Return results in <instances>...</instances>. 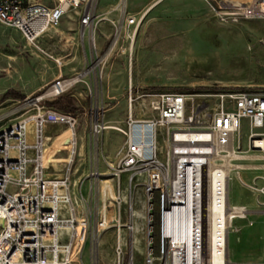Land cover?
<instances>
[{
  "label": "built area",
  "instance_id": "built-area-1",
  "mask_svg": "<svg viewBox=\"0 0 264 264\" xmlns=\"http://www.w3.org/2000/svg\"><path fill=\"white\" fill-rule=\"evenodd\" d=\"M95 3L57 0L47 6L37 0H0V25L21 34L31 52L60 70L69 55L55 56L56 45L49 44L53 38L48 32L61 24L68 10L77 17L81 49L78 70L72 68L70 75L53 80L42 94L29 96L10 113L0 115L1 121L9 114L32 112L0 128V264H85V252L87 264H203V223L192 207L204 181L213 138L234 136L247 128L251 142L264 139L260 132L264 90L190 93L133 83L132 50L124 45L134 42L141 17L128 13L121 0L113 9L117 13L111 22L113 32L101 49L96 42L100 19ZM120 53L128 56L129 65L121 128L105 118L110 97L104 90L106 65ZM77 87L83 91H76ZM54 88L59 91L48 93ZM64 95L77 103L91 101L85 107L76 105L74 112L47 105ZM27 120L34 122L32 144L26 142ZM111 129L123 137L114 162L103 151L104 134ZM59 133L72 145L71 158L63 166L44 157V139L55 140ZM80 140L88 148L86 174L75 167ZM11 148L16 150L15 158L10 156ZM124 177L129 194L137 185L142 187L145 201L140 209L131 197L127 202L123 196ZM110 204L115 215L106 222L104 212ZM104 235L110 242L103 246Z\"/></svg>",
  "mask_w": 264,
  "mask_h": 264
},
{
  "label": "rangeland",
  "instance_id": "rangeland-1",
  "mask_svg": "<svg viewBox=\"0 0 264 264\" xmlns=\"http://www.w3.org/2000/svg\"><path fill=\"white\" fill-rule=\"evenodd\" d=\"M38 1L53 6L57 0ZM247 1L250 3V0H127V10L141 17L134 42L131 46L124 45L132 50L133 83L190 93L226 89L264 90V16L219 15L229 11L242 13L237 7L245 6ZM117 4L118 0H96V16L100 19L99 46L104 44L105 36L113 31L111 22L115 20L116 12L113 9ZM73 14L68 10L66 18L57 28H64L66 21L73 20ZM70 27L73 28V25L70 24ZM71 37L74 39L71 42L75 43V37ZM63 45L64 49H69ZM71 48L65 52L69 56L63 58L60 70L52 61L34 55L21 34L0 25V115L10 113L22 105L27 97L42 94L60 71L70 75L72 67H78V70L81 55L75 46ZM127 61L128 56L120 53L114 55L106 65L104 90L110 99L106 100L109 110L105 118L110 125L120 128L126 116L123 96L128 79ZM42 86L44 88L40 89ZM75 90L79 92L83 88L77 87ZM16 93L23 98H17ZM73 101L75 106L85 107L91 100L82 99L80 103ZM25 111L6 116L0 121V128L32 113L23 116ZM54 129L49 128L51 132ZM260 132L264 133V128ZM103 142L105 155L111 161H116L117 152L123 144L122 135L108 130ZM79 145L81 155L75 167L79 168L81 174H86L89 167L87 143L80 140ZM234 147L241 156H255L256 160L232 163L250 168L233 171L229 181V202L246 210L245 218L234 219L229 229V232L234 231L228 237L229 260L232 264H264V159H261L264 152L252 148L247 128L234 135ZM62 156H65L64 152L56 155ZM216 163L222 164V161ZM100 168L104 170L101 162ZM125 180L124 177L121 181L123 196L127 202L131 197V202L140 209V203L145 201L144 193L139 190L142 187L137 185L129 194ZM83 193L86 194V187ZM155 202L156 197L153 198ZM108 242L110 237L104 235L102 245ZM108 254L110 257V252ZM84 261L88 263L87 252Z\"/></svg>",
  "mask_w": 264,
  "mask_h": 264
},
{
  "label": "bare ground",
  "instance_id": "bare-ground-1",
  "mask_svg": "<svg viewBox=\"0 0 264 264\" xmlns=\"http://www.w3.org/2000/svg\"><path fill=\"white\" fill-rule=\"evenodd\" d=\"M40 2V1H39ZM248 4V5H247ZM264 0H250L246 5L237 7L239 12H222L220 16L233 17L240 15H249V17L264 16ZM235 8V7H234ZM55 28L48 32L52 37L55 35ZM62 41L64 45H68L70 40L62 33ZM54 37V36H53ZM52 37V38H53ZM61 44V43H60ZM62 45L56 47V57L63 55ZM59 91V89H50L48 93ZM47 93V94H48ZM26 142L32 144L35 141V127L33 120L25 122ZM252 148L264 151V139L258 138L251 142ZM58 152H64L65 156L56 157ZM10 156L16 157V150L10 149ZM221 153H226L222 155ZM72 154V145L67 141L64 134H58L55 140L51 138L44 139V157L47 161L52 162L58 166H62L68 162ZM256 160L254 156L244 157L238 154L234 147V136L231 134H215L213 138V146L211 153L207 157V167L205 170L204 181H201L197 188L196 196L193 199L192 213L201 217L202 220V249L201 261L203 264H232L228 255V237L230 232L228 230L232 227L234 219L245 218L246 210L242 207L233 206L229 202L228 186L231 178V173L236 170L248 169L250 166L232 164L234 161L241 160ZM264 159V156L261 157ZM220 160L222 164L216 162ZM264 168V166H262ZM200 192V197L197 195ZM199 198V199H198ZM197 199V200H195ZM195 205V207H194ZM138 217L142 213H137ZM81 216V213L79 212ZM106 222L114 217V209L112 204L110 208L104 212ZM2 228V218L0 216V230ZM79 241V240H78Z\"/></svg>",
  "mask_w": 264,
  "mask_h": 264
},
{
  "label": "crops",
  "instance_id": "crops-1",
  "mask_svg": "<svg viewBox=\"0 0 264 264\" xmlns=\"http://www.w3.org/2000/svg\"><path fill=\"white\" fill-rule=\"evenodd\" d=\"M38 1V0H37ZM121 0H118V3L120 2ZM125 1V5H126V10H127V0H124ZM43 3V2H42ZM45 4V3H44ZM47 5V4H46ZM118 5V4H117ZM48 6V5H47ZM115 9H117L116 7H115ZM127 12L128 13H130L128 10H127ZM95 13H97V7H96V10H95ZM130 14H133V15H136L135 13H130ZM116 17H115V19L117 18V13H116V15H115ZM66 18V16L63 18V20ZM71 19H73V20H70V22L69 21H66L67 23H66V26H64V28H62V29H59V28H57L56 30H55V35H53L52 37H53V40L52 41H50L49 42V44H54V45H56V47H60V43L62 42L63 43V39H62V35H61V33L64 35V36H67L68 38H69V40H70V43L67 45V47H69V49L71 50L72 48L71 47H73V46H75V48H76V50H77V52H79V54L81 55V49H80V44H79V40H78V33H77V30H78V20H77V17L73 14V17L71 18ZM63 20L61 21V23L63 22ZM66 20H68V18L66 19ZM70 24L71 25H73V28L72 27H70ZM75 26V27H74ZM73 30V31H72ZM113 32V31H112ZM112 32L108 35V36H110L111 34H112ZM105 35V34H104ZM71 36H73V37H75V39H76V42L74 43V42H71L72 40H74V39H72V37ZM108 36H105L106 38H108ZM99 37H100V35H99V26H98V28H97V37H96V42H97V45H98V47L99 48H104L105 46H106V44H107V39H105L106 40V42H105V40H104V44L102 45V46H99ZM84 47L85 48H87V42H86V40H84ZM63 45V44H62ZM64 46V45H63ZM62 49L64 50L63 51V55L62 56H59V57H64L65 56V52L67 51V50H69V49H64L63 47H62ZM56 48H55V50H54V54H55V56H56ZM33 54L34 55H36L37 57H41V55H37L36 53H34L33 52ZM43 57V56H42ZM43 58H45V57H43ZM46 59V58H45ZM78 63L80 64V66H81V57H80V61H78ZM72 68H74V69H77L78 67H72ZM72 68H71V70H72ZM63 75H68L67 73H62L61 71H60V73H59V75H57L55 78H54V80L56 79V78H58L59 76H63ZM46 86V85H45ZM42 88H44V86H42V87H40V89H42ZM40 89H38V90H40Z\"/></svg>",
  "mask_w": 264,
  "mask_h": 264
},
{
  "label": "trees",
  "instance_id": "trees-1",
  "mask_svg": "<svg viewBox=\"0 0 264 264\" xmlns=\"http://www.w3.org/2000/svg\"><path fill=\"white\" fill-rule=\"evenodd\" d=\"M15 95L17 98H23L21 94L16 93ZM47 105L62 112H74L76 109L73 99L67 96L58 97L51 102H47Z\"/></svg>",
  "mask_w": 264,
  "mask_h": 264
}]
</instances>
